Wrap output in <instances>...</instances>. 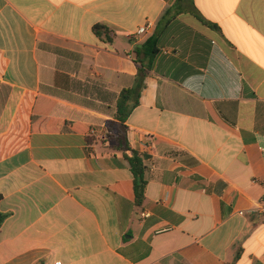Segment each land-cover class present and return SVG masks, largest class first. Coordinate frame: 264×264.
Wrapping results in <instances>:
<instances>
[{"label": "crops", "instance_id": "crops-1", "mask_svg": "<svg viewBox=\"0 0 264 264\" xmlns=\"http://www.w3.org/2000/svg\"><path fill=\"white\" fill-rule=\"evenodd\" d=\"M261 204L264 0H0V264H264Z\"/></svg>", "mask_w": 264, "mask_h": 264}, {"label": "trees", "instance_id": "trees-1", "mask_svg": "<svg viewBox=\"0 0 264 264\" xmlns=\"http://www.w3.org/2000/svg\"><path fill=\"white\" fill-rule=\"evenodd\" d=\"M204 24H208L203 22ZM93 31L96 35L105 34L108 36L109 30L103 25H94ZM158 53L157 36H152L139 48L135 49L136 57L139 58L141 67L138 69L135 82L130 88L123 89L116 103V114L114 121L107 122L108 133L105 139L115 142L114 149L121 151L124 158L129 163L133 176V190L135 194V204L140 206L144 199L146 187L145 166L141 156L131 149L129 146L126 132L125 122L131 111L138 105L140 91L143 88V79L146 74L145 70H149L153 58ZM0 215V224L2 222Z\"/></svg>", "mask_w": 264, "mask_h": 264}, {"label": "built area", "instance_id": "built-area-1", "mask_svg": "<svg viewBox=\"0 0 264 264\" xmlns=\"http://www.w3.org/2000/svg\"><path fill=\"white\" fill-rule=\"evenodd\" d=\"M149 27H150L149 24H148L146 27H140V28L138 29V31H137V34H141V33L145 32L146 29L149 28ZM89 132H90L91 134H94V133H95V131H94L93 129H91ZM252 212H254L255 214H264V204L259 205V206H258L256 209H254ZM146 214H147V213H143L142 216L145 217ZM239 214L242 215V214H243V211H240ZM55 264H62V263L58 261V262H56Z\"/></svg>", "mask_w": 264, "mask_h": 264}]
</instances>
